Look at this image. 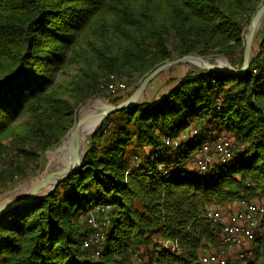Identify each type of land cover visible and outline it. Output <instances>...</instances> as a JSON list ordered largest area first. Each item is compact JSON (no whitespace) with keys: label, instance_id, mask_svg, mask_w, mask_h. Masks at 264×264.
Wrapping results in <instances>:
<instances>
[{"label":"trees","instance_id":"1","mask_svg":"<svg viewBox=\"0 0 264 264\" xmlns=\"http://www.w3.org/2000/svg\"><path fill=\"white\" fill-rule=\"evenodd\" d=\"M262 2L0 0V193L42 168L89 100L130 99L111 83L134 84L187 54L224 55L242 69ZM255 35L244 73L192 66L158 99L105 118L78 171L0 216V264H138L137 252L158 264H204L226 247L223 223L204 216L207 208L264 205V17ZM222 134L234 155H215L201 171L198 151ZM246 243V264H264V232Z\"/></svg>","mask_w":264,"mask_h":264},{"label":"built area","instance_id":"2","mask_svg":"<svg viewBox=\"0 0 264 264\" xmlns=\"http://www.w3.org/2000/svg\"><path fill=\"white\" fill-rule=\"evenodd\" d=\"M126 87V83L117 81L109 85V90L115 92L116 90H124ZM197 132V129H192L186 138L194 136ZM168 143L178 146L181 140L179 138L175 140L169 138ZM198 152L197 166L200 167L201 171H204L212 164L215 155H219L223 160L231 159L234 155L233 142L228 135L222 134L213 143L206 142ZM239 205L240 209L234 208L233 210L217 209L212 205L205 211L204 216L223 223V237L226 247H221L218 251L207 252L203 256L204 264H228V254H233L235 251L238 254L235 264L247 263V255L242 251V246L246 241L254 238L258 232H264V222L260 221V217L264 213V205L256 201L247 202L244 200H240ZM101 237V234L97 232L84 240L85 245L90 247L93 243L98 242ZM164 244L166 247L176 249L169 239L165 240ZM95 249V253L100 254V249L97 247ZM136 254L138 264H158L157 257L145 258L141 254H138V252Z\"/></svg>","mask_w":264,"mask_h":264},{"label":"water","instance_id":"3","mask_svg":"<svg viewBox=\"0 0 264 264\" xmlns=\"http://www.w3.org/2000/svg\"><path fill=\"white\" fill-rule=\"evenodd\" d=\"M261 7L256 11V14L252 17L251 23L249 26V30L246 36V44H245V56H244V66L242 69H237L234 67L224 55L219 56H202V55H195V54H187L184 57L174 58L172 60L165 61L158 65V67L143 78L140 85L137 89L130 95V99L122 105H116L113 103H108L107 106L101 108V113L97 119L92 121L90 124L87 125V129L79 134L80 140L84 141V147L82 152L79 156L71 161L69 158L68 162L64 166H58L54 160L49 159L47 162L45 169L41 173L42 177L36 180L34 183L29 185L30 187L26 192L23 194L17 195H5V193L0 195V216L4 214L5 211L9 210L10 208L16 207L24 202H32V200H37L46 196V194L54 191L56 187L60 184V182L74 172L78 171V169L82 166L84 159L86 157V145L88 143V135L93 131L97 130L101 127L105 118H107L110 114L116 112L118 109L128 108L130 106L138 104L140 100L139 93H144L145 88L152 82V80L158 76L159 73L163 72L166 69H170L172 65L181 64L186 62L195 63L198 65H203L211 70H226L232 71L237 73H244L248 70L250 66V60L253 54V41L255 38V33L262 22V18L264 17V0ZM218 60L222 65L221 66H214L211 64L212 61ZM92 100V99H91ZM91 100H89L84 106H86ZM19 187V186H18ZM17 189V188H16ZM15 190V189H14Z\"/></svg>","mask_w":264,"mask_h":264},{"label":"rangeland","instance_id":"4","mask_svg":"<svg viewBox=\"0 0 264 264\" xmlns=\"http://www.w3.org/2000/svg\"><path fill=\"white\" fill-rule=\"evenodd\" d=\"M249 26H250V24L248 25V27L246 29L245 36H247L246 34H247L248 30H249ZM211 64L214 65V66L215 65L216 66H221L222 65L218 60L212 61ZM192 66L197 67V66H201V65H198V64H195V63H191V62L175 64V65H172V67L170 69H166L163 72L159 73L158 76L155 77L152 80V82L145 88V91L143 93V97L140 99L141 100L140 102H144V100H147V99L148 100H152L153 98H157L158 99L159 97H161V95L165 94L167 92V90L172 86L173 83L172 84L170 83L172 81V78L173 77H181L183 74L186 73L187 70L193 68ZM72 70L75 71L76 68L74 66H72L70 71H72ZM120 81L126 83L127 87L124 90H120L121 92L119 93V95H123V96H125V98H127V97H130V95L137 89V86L140 85V83L142 82V78L138 79L134 84H129V82L126 81L125 77H123ZM98 97H100V98L102 97V98L108 100L109 103H113L110 100V97L107 96V95H101V96H98ZM98 97H96V98H98ZM121 103H123V102H121ZM83 106H81L77 110L78 113L76 115V120H75V123L73 124V128H74V126H75V124L77 122V119L79 117V113H80L79 111H80V109ZM73 128L63 137V139L61 140L62 142L68 136V134L73 130ZM185 136L186 135H184V137ZM61 143H59V145ZM59 145H57L56 147H54L52 149L57 148ZM52 149H49V150L46 151V153L44 155L45 158L42 161V168L40 170H38V172L36 174H32L31 176H29V177H27L25 179L17 180V182L14 185H11L9 188H7L2 193H0V195L5 193V195L13 196L14 194H12L11 192L14 189H16L19 185L31 180V178H33L35 176L41 174L43 172V170L45 169V166H46L47 162L49 161L48 153ZM9 156H10V154H5L6 158L9 157ZM256 202H258V201H256ZM233 208H235V204H234ZM260 220H261V217H260ZM251 244H252V242H247L246 245H244V246L248 247ZM235 252H233V253H235ZM230 254L231 253H229V255Z\"/></svg>","mask_w":264,"mask_h":264},{"label":"bare ground","instance_id":"5","mask_svg":"<svg viewBox=\"0 0 264 264\" xmlns=\"http://www.w3.org/2000/svg\"><path fill=\"white\" fill-rule=\"evenodd\" d=\"M140 99L143 97L142 93H139ZM108 100L104 98L92 99L86 106L80 109L79 117L73 128V130L68 134V136L63 140V142L55 149L49 151V159L54 160L58 166H64L68 162L69 158L71 161L76 159L82 152L84 147V141L80 140L79 134L83 133L87 129V125L98 118L101 113V108L108 105ZM42 174H39L31 180L19 185L17 189L13 190L11 193L14 195L23 194L28 190L32 183L38 180Z\"/></svg>","mask_w":264,"mask_h":264},{"label":"crops","instance_id":"6","mask_svg":"<svg viewBox=\"0 0 264 264\" xmlns=\"http://www.w3.org/2000/svg\"><path fill=\"white\" fill-rule=\"evenodd\" d=\"M235 208H236V209H240L239 201H237V202L235 203ZM248 247H249V246H248Z\"/></svg>","mask_w":264,"mask_h":264}]
</instances>
